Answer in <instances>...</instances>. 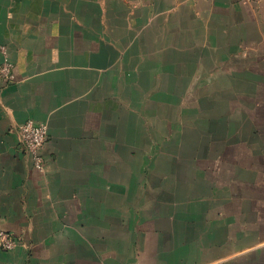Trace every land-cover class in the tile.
I'll list each match as a JSON object with an SVG mask.
<instances>
[{
    "label": "crops",
    "instance_id": "obj_1",
    "mask_svg": "<svg viewBox=\"0 0 264 264\" xmlns=\"http://www.w3.org/2000/svg\"><path fill=\"white\" fill-rule=\"evenodd\" d=\"M0 44V264H264V0H0Z\"/></svg>",
    "mask_w": 264,
    "mask_h": 264
},
{
    "label": "built area",
    "instance_id": "obj_2",
    "mask_svg": "<svg viewBox=\"0 0 264 264\" xmlns=\"http://www.w3.org/2000/svg\"><path fill=\"white\" fill-rule=\"evenodd\" d=\"M0 51L4 54V61L0 66V78L7 84L16 80L15 65L11 61L8 48L0 44ZM20 146L31 155L34 166L44 169L45 158L42 149L49 140V129L46 123H38L34 119H28L17 125ZM20 239L15 233L6 229H0V247L6 250L15 248Z\"/></svg>",
    "mask_w": 264,
    "mask_h": 264
},
{
    "label": "rangeland",
    "instance_id": "obj_3",
    "mask_svg": "<svg viewBox=\"0 0 264 264\" xmlns=\"http://www.w3.org/2000/svg\"><path fill=\"white\" fill-rule=\"evenodd\" d=\"M209 94H212V95H215L216 93H207V92H205V93H200V99L201 98H206ZM229 100H230V98H228ZM196 100V99H195ZM170 109H172V108H170ZM153 121L154 122H156V119H155V117L153 118ZM157 126V125H156Z\"/></svg>",
    "mask_w": 264,
    "mask_h": 264
}]
</instances>
